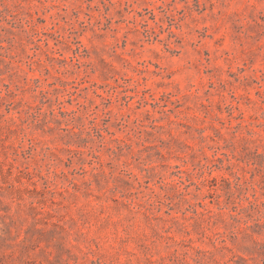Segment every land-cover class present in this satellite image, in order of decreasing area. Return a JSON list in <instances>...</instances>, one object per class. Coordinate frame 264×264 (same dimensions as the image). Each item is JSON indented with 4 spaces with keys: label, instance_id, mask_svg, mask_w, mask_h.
I'll return each instance as SVG.
<instances>
[{
    "label": "rangeland",
    "instance_id": "rangeland-1",
    "mask_svg": "<svg viewBox=\"0 0 264 264\" xmlns=\"http://www.w3.org/2000/svg\"><path fill=\"white\" fill-rule=\"evenodd\" d=\"M0 264H264V0H0Z\"/></svg>",
    "mask_w": 264,
    "mask_h": 264
}]
</instances>
